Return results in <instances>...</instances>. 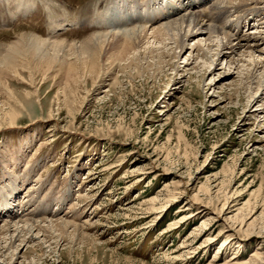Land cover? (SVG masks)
<instances>
[{
  "label": "rangeland",
  "instance_id": "1",
  "mask_svg": "<svg viewBox=\"0 0 264 264\" xmlns=\"http://www.w3.org/2000/svg\"><path fill=\"white\" fill-rule=\"evenodd\" d=\"M173 1L227 25L229 48L264 50V3L224 4L219 19L210 1L183 10L191 0H158L156 15L121 18L124 1L0 0V52L21 30L69 45L107 33L95 23L109 8L116 30L152 29ZM166 39L145 40L146 58L134 60L139 49L122 58L105 46L94 72L69 46L49 65L2 75L0 123L16 112L17 125L0 128V203L11 200L15 221L46 220L47 232L0 241V264H264V114L247 118L258 84L218 62L207 36L186 28ZM189 212L200 215L180 223ZM58 219L73 225L51 229Z\"/></svg>",
  "mask_w": 264,
  "mask_h": 264
},
{
  "label": "bare ground",
  "instance_id": "2",
  "mask_svg": "<svg viewBox=\"0 0 264 264\" xmlns=\"http://www.w3.org/2000/svg\"><path fill=\"white\" fill-rule=\"evenodd\" d=\"M119 1L120 2L124 1V3L129 6V7L127 6L129 13L121 11L120 13L118 12V14H116L119 16L121 15V18H123L122 17L123 15L125 17H127L128 15L132 16V14H134L135 11L138 10V8H139V11L135 13L136 15H138L140 12L144 11L145 9H146L145 11H147L148 9L149 14H153V15L157 14V11L154 10L153 7L158 2V0H145V2H143L142 4H140L138 0H117L116 5L120 3ZM185 1L186 0H182L181 4H183ZM209 1L212 6L211 11L216 10L218 11L217 13H219V15L221 14V16H219V19H222V15L223 13H225L223 12L225 10L224 8H226L224 7V4H229L232 6L234 5L239 6V5L249 4L250 2L260 3V4L264 3V0H221L220 2L218 0L217 1L191 0V1H188L186 5L184 4L185 6L183 10L195 9V7H197L198 4L199 6H201L202 4L204 5V3L209 2ZM145 3L148 8H145L144 6ZM113 5H115V3H113ZM138 5H140V7H138ZM112 7L115 8V6H112ZM166 8L168 9L169 13L165 15V17L163 15V19L165 21H163L164 23H162L158 27L156 26V27H153L152 29H148L146 27H140V28L138 27V28L123 30V31H120V29L116 30L118 29L120 23L117 22L119 21V17L115 15V12L114 11L112 12L111 8H109V10L108 9L104 10L102 13H100L99 17L96 19V21L98 22L95 23L96 24L95 26L98 28L104 27V28L110 29V31H108L107 33L92 34L89 37L82 40V42L78 44H75L73 42V44L69 45V44H66L67 42H64V41L51 42L50 40H42V38H39L31 34L29 31H23V30L18 31L16 33L18 36V40L12 44L10 43V46H7L6 48L4 46L3 47L4 50L0 52V82L2 79V75H5L7 71L10 69L12 71L13 70L17 71L19 64L20 65L26 64L29 67L30 65H33V63L37 62L35 60L38 59L40 63H37V64L44 65L46 63V65H49L52 61H50L48 54L53 52L55 56H53L52 58L57 57L56 59L58 60L59 53L62 52V49L63 48L65 49L69 46H72L71 50L73 52L78 53L81 56H84V55L87 56V60H89L90 58V62L92 63L91 71L94 72V70H96V67H97L96 65L97 57L98 55L102 53L105 46L106 48L109 47L110 49L117 51V52L118 50H121L120 53L122 54V58H123L124 56L131 53L132 51L139 49V47H141V45L144 43L145 40L150 41V39H153L154 40L153 43H158V44L161 43L162 45H164L163 42L168 40L166 39L167 36L171 37L172 39L176 35H181L182 30L184 31L187 28V29H191L192 33L194 32L200 33L202 36H207L208 41L216 43V47L219 48L218 49L219 51L216 54V56H218L217 58L218 62L220 63L223 62V64L226 63L228 66H232L233 68H235V70H238V72H240L241 68H245L244 71H246V79L248 83L258 84V93L255 96V98L253 97L254 100L252 101L253 103H255L254 106H256V109L253 110L249 114V116H247V118L253 119V121L257 124L259 114L260 115L264 114V50H261L258 52L257 51L247 52L246 49L248 48L250 49L252 47L240 45L241 43H236L231 48H229L227 43L231 42L232 37H231L230 32L226 29L227 25L226 26L224 25L223 26L221 25L212 26L211 24H207L205 19L203 18V12L198 13L193 10L191 12L182 14L181 13L182 8L174 7V1H173V5L171 2L168 6L164 7V9ZM159 13L160 11H158V15ZM114 15L116 16V19L113 18ZM218 21L220 22V20ZM222 22H220V24ZM148 36H150L151 38ZM223 40L226 41V44L223 43ZM166 46L168 45L166 44L164 48ZM137 53L138 54H133V58L131 57L133 60L134 58L139 59L140 57L146 58V55H144L145 53L143 52L144 54H142L141 50H140V53L139 52ZM153 57L154 56H152L151 58ZM246 57H249L247 58L249 60L245 59ZM197 59L198 57L193 58V60L196 62H197ZM157 62H158V59H157ZM209 64L213 65L212 62H210ZM36 66H40V65H36ZM71 71H72V68H71ZM254 80H257V81L255 82ZM216 84L217 82L210 83V85H212L213 87ZM6 114H9V116L11 117L9 121L10 123L8 125H4V124L2 125L0 123V128H3L5 126L11 127L13 125H17L16 124L17 122L16 112H7ZM147 172H150V171H147ZM139 173H143V172H139ZM171 196H172L171 201H173V199L175 200V196L174 195H171ZM12 197H13V194H12ZM195 199L197 200V197ZM10 201L11 200L6 201V199H3V202L0 203V216L2 217V214L4 213L3 217L4 216L7 217V219L4 220L5 221L4 224L0 225V241L1 242L5 241L9 243L10 246L14 244V247H15V243L17 241H20L21 243H23L30 238H35L36 240L38 239L40 240V238H38L37 236L38 233L41 232V234L43 235L45 231L47 232V229L41 223H44L47 221L46 220L35 221L32 219L30 220V219H23V218L21 220L15 221V219L19 217L18 216L19 213L17 211L15 212L14 210H12L14 207L12 203L11 204L8 203ZM12 211H14L15 213L14 212L11 213ZM199 215L200 214L196 215L190 212L186 213L181 216L180 223L185 222V221L187 222V220L189 219L197 218ZM2 219H0V221ZM48 223H47L48 225L54 224L56 226L57 225L61 226L62 228L73 225V223L64 221L62 219H58L55 221L51 220V221H48ZM51 229H52V226H51ZM221 232L223 233V229L221 230ZM231 235L232 234H230L226 238L225 240L226 244L231 242L230 240L227 241ZM211 239H212L211 237H208L206 239V242L210 244ZM21 243L19 245H21ZM15 249H17V246ZM258 255L259 254H257L256 256ZM215 258L210 264H224L220 261V259L218 260L217 256ZM225 264H231V262L229 261Z\"/></svg>",
  "mask_w": 264,
  "mask_h": 264
}]
</instances>
